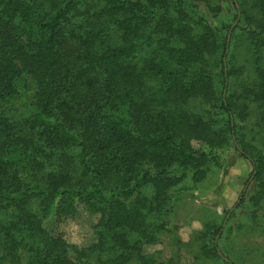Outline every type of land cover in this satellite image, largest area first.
<instances>
[{"label":"trees","instance_id":"16d2710c","mask_svg":"<svg viewBox=\"0 0 264 264\" xmlns=\"http://www.w3.org/2000/svg\"><path fill=\"white\" fill-rule=\"evenodd\" d=\"M231 1L221 17L222 0H0V264H167L145 247L171 190L232 147L252 163L256 215L264 0ZM238 38L252 75L233 63ZM81 209L98 215L87 247L46 225ZM223 231L205 224L203 252L235 264Z\"/></svg>","mask_w":264,"mask_h":264},{"label":"rangeland","instance_id":"374dc122","mask_svg":"<svg viewBox=\"0 0 264 264\" xmlns=\"http://www.w3.org/2000/svg\"><path fill=\"white\" fill-rule=\"evenodd\" d=\"M221 17L233 11L231 0H222ZM233 63L253 74L254 64L247 51L244 38L233 43ZM260 108L250 105V121H256ZM26 109L19 108L16 117L20 118ZM195 146H200L196 141ZM221 166L211 168L201 182H194L189 175L175 186L173 208L169 215V225L160 237L161 242L145 247V253L154 254L155 263L167 264H225L214 256L203 252L204 240L201 231L206 223H222L224 231L220 246L235 264H264V201L257 213L250 197L255 191L252 180V163L242 157L234 148H229L221 156ZM245 197L244 203L241 198ZM98 215L79 210L65 220L53 219L46 223L50 230L62 234L71 244L87 247L94 240V226Z\"/></svg>","mask_w":264,"mask_h":264},{"label":"water","instance_id":"95a60500","mask_svg":"<svg viewBox=\"0 0 264 264\" xmlns=\"http://www.w3.org/2000/svg\"><path fill=\"white\" fill-rule=\"evenodd\" d=\"M230 38H231V32L228 35V42L230 41Z\"/></svg>","mask_w":264,"mask_h":264}]
</instances>
